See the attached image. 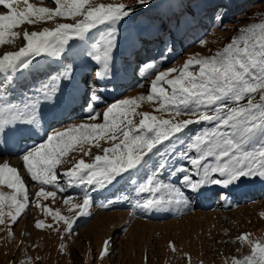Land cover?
Segmentation results:
<instances>
[{
	"label": "snow or ice",
	"instance_id": "1",
	"mask_svg": "<svg viewBox=\"0 0 264 264\" xmlns=\"http://www.w3.org/2000/svg\"><path fill=\"white\" fill-rule=\"evenodd\" d=\"M151 2L136 0L135 5H127L97 0H52L55 7H37L23 0L26 7L20 10V0H0V44L20 37L21 33L12 30L22 24L34 25L41 21L54 24L52 28L38 31L23 30V46L0 55V75L4 76V82H0V137L38 126L42 107L56 100L61 87L73 81L75 68L73 63L64 64L48 74L44 81L23 92L18 100L7 95V87L15 80V74L30 67L41 55L63 59L71 42L80 41L83 45L80 55L93 64L96 81L107 79L118 47V25L134 13L136 5L147 7ZM65 17H70L72 22L56 20ZM222 19L219 17L221 25ZM100 25L105 27V33L89 43L91 30ZM237 33L209 56L197 53L179 68L157 71L146 97L124 98L108 105L103 111L102 123L70 124L63 130L46 133L42 143L20 156L28 178L41 185L35 193L37 198L48 199L70 188H85L83 203L74 205L80 209L75 217L69 219L43 206L44 214L51 216L54 222L64 221L67 225L65 236L71 235L76 220L87 214L85 209L92 203L91 189L111 185L125 174L138 173L151 155L159 154V160L150 174L142 181H132L136 199L131 206L141 212L171 210L172 207L187 209L189 202L181 186L199 191L206 185L228 187L242 178L264 179V23L245 25ZM204 43L200 41L201 45ZM157 67L154 61L142 65L148 74ZM174 73L178 74L169 78ZM145 99L158 103L159 111L194 118L173 122L149 112L138 113V101ZM100 101L97 92L90 93L85 108L88 120L100 118L95 108ZM137 115L141 117L138 124L132 119ZM193 124L206 126L189 140L183 139L181 134ZM102 138L111 141L112 146L103 148L104 154L95 155L92 163L80 159L66 172L56 171L57 165L68 162L62 158L75 146L79 145L84 155H90L83 145L89 143L99 148ZM166 143L185 147L179 152L176 147L171 152H162ZM172 156L184 161L169 170L170 176L179 179L180 186L161 179L169 169L168 160ZM61 176L69 178L66 186L61 183ZM0 185L13 190L10 194L0 192V224H5V215L15 224L32 202L20 169L10 166L8 161L0 163ZM44 185L56 191H47ZM72 199L66 196L65 204ZM5 201L14 210L5 213L2 210ZM36 206L41 207L38 200ZM109 206L110 202L101 205ZM34 226L37 229L53 227L40 220ZM54 230L59 231L58 228ZM7 231L9 236L14 235L11 225ZM249 235L243 233L236 240L251 244L252 256H245L243 261L233 258L232 264H264V243H253L248 240ZM110 244V239L104 241L101 258L110 255ZM64 247L66 245L62 244L61 248ZM168 247L176 251L172 242Z\"/></svg>",
	"mask_w": 264,
	"mask_h": 264
},
{
	"label": "rangeland",
	"instance_id": "2",
	"mask_svg": "<svg viewBox=\"0 0 264 264\" xmlns=\"http://www.w3.org/2000/svg\"><path fill=\"white\" fill-rule=\"evenodd\" d=\"M97 2L136 4V0H97ZM198 2L199 0H152L147 7L136 5L134 13L118 25L119 39L118 47L114 53V63H119V55L122 53L123 56L131 55L133 62L131 64L124 62V69L118 66L116 71L121 74L132 69L139 78H136L122 92L119 90L115 97L109 100L101 98V101L95 105L96 111L101 114L98 120L86 121L81 117H73L50 130L49 133L63 130L70 124L102 123V114L108 105L124 98L141 95L146 97L149 94L150 82L154 79L157 71H163L169 67L179 68L186 59L197 53L202 57L209 56L228 43L234 35H237L238 29L251 23H264V6L262 5L249 8L246 14L241 12L234 15L233 10H230L231 23L227 24V18H224L226 20L222 19L221 25L218 19L220 11H217V8L212 5L198 11ZM29 3L37 7H55L52 0H43V2L29 0ZM18 7L20 10L26 7L23 0H20ZM144 18L147 21L155 20L154 22L159 23L161 29L157 32L149 26L136 24L137 20L140 21ZM56 20L62 23L72 22L70 17L56 18ZM44 27L52 28L54 24L50 21H41L34 25L25 23L13 29L12 31L19 32L21 35L12 39L10 43L0 44V55L5 51H15L23 46V30L38 31ZM168 27H172L174 32H171ZM180 27L182 31L178 32L177 29L179 30ZM105 31L103 25L91 30L89 43L99 38ZM168 32L173 36L170 37ZM200 41H205V43L201 45ZM82 52V43L74 41L71 42V47L67 50V58L64 56L63 59L57 60L47 55L36 57L30 67L15 74V80L7 87V95L14 100L20 99V94L34 85H38L46 79L48 74L59 70L67 63L74 64L75 72L76 68H81L82 72L86 71V67L82 66V62L85 60L80 55ZM150 61H154L158 67L148 74V70L142 68V65ZM113 70L114 68H111V73ZM94 71L95 68L91 66L88 73L89 79L83 80L88 96L91 89H93L92 92L97 93L100 90L94 77ZM177 74H170L169 78ZM0 82H4L3 75H0ZM141 84L142 87L139 86ZM98 94L100 95V93ZM158 108V103L145 99L138 101L136 111L138 113L149 112L151 115L162 119H171L173 122L194 118L187 115L176 116L174 113L159 111ZM132 119L138 124L141 117L137 115ZM205 126V124H193L181 136L183 139L189 140L192 135ZM98 143L100 144L99 148L89 143L83 145L85 151H90V155H84L80 151V146H75L74 150H70L62 158L68 162L57 165L56 171L66 172L80 159L92 163L95 155L104 154L103 148L112 146L111 141H106L103 138ZM183 146L185 147V145L172 144L168 151L173 147L180 151L184 148ZM157 156L154 157L155 161L153 158L151 161L156 163L159 160V157L156 158ZM4 161H8L10 166L17 167L22 171L20 157L0 158V163ZM183 163V160L178 162L174 160L173 164L171 161L169 162V166L174 167L176 164ZM169 169L167 176H169ZM148 173L150 174V171ZM21 175L27 185L26 190L32 202L15 224L11 223L7 215L4 217L5 224H0V264H232L233 258L243 261L245 256H252V245L248 242H240L236 240V237L243 233H249L248 240L253 243H264V179L259 177L242 178L239 182L242 188L244 186L255 187L257 192L253 193V198L244 201L235 200L231 206L224 208L223 206L230 200L226 194H219L212 198L215 205L207 210L196 207L187 198L189 203L186 211L182 210L183 207L173 208L168 210L170 211L169 215L166 214L165 217L157 220L147 219L136 208L128 205L119 210L102 209L101 204L107 201L99 200V194L92 198L91 205L85 209L87 214L76 220L71 235L65 236L67 225L64 221L54 222L51 216L44 214L43 206L46 205L53 211H59L62 216L70 219L80 211L74 205L83 203V196L79 194L84 195L85 190L69 192V189L65 193L58 192L56 197L37 198L35 193L39 191L41 185L30 182L24 173ZM62 177H60L61 183H63ZM137 178L142 181L145 176L142 174ZM162 180L165 181L164 178ZM170 183L174 185V183ZM177 186H180L179 182ZM43 187L47 191H56L48 185ZM121 188L126 189L128 186ZM181 190L183 189L181 188ZM12 191L7 186L0 185V192L10 194ZM66 196L73 197L68 204L64 202ZM37 200L41 207L36 206ZM95 203L100 205H95ZM2 210L8 213L14 209H10L9 202L5 201ZM176 212H183V214L176 216ZM130 213L134 214L130 215ZM37 220L43 221L45 225L52 224L53 227L37 229L34 226ZM9 225H11L14 235L9 236L7 231ZM56 228L59 229L58 232L54 230ZM108 239L111 240L110 255L101 258L100 253L104 241ZM169 242L175 245V252L168 247ZM62 244L66 245L63 249L61 248Z\"/></svg>",
	"mask_w": 264,
	"mask_h": 264
},
{
	"label": "bare ground",
	"instance_id": "3",
	"mask_svg": "<svg viewBox=\"0 0 264 264\" xmlns=\"http://www.w3.org/2000/svg\"><path fill=\"white\" fill-rule=\"evenodd\" d=\"M182 40V39H181ZM141 41V40H140ZM176 41V40H175ZM140 43V42H139ZM132 46V45H131ZM180 46V45H179ZM127 48V47H126ZM175 48V47H174ZM132 49V48H131ZM121 50V49H120ZM123 51V50H122ZM126 51H127V49H126ZM166 51H168V50H166ZM121 52V51H120ZM171 52V51H170ZM173 52H174V50H173ZM66 55H68L67 54V52H66V54H64V56L67 58V56ZM165 55V54H164ZM169 57V56H168ZM122 58H123V53L121 54V55H119V63H118V66H120L121 67V69H123L124 68V62L126 63L127 62V60H122ZM117 59V58H116ZM116 62V61H115ZM63 63V62H62ZM114 63V62H113ZM87 65V66H86ZM82 66H85L86 67V71H84L83 73H82V76H81V80H88L89 79V68L91 67V66H93V64H91L90 62H86V60H83V62H82ZM94 67V66H93ZM127 67V66H126ZM135 67V66H134ZM83 68V67H82ZM81 69V68H80ZM92 69V68H91ZM130 69V68H129ZM124 72V71H123ZM119 73V72H118ZM126 73V72H125ZM121 74H124V73H121ZM126 77H129V75H126ZM136 78V76L135 77H132L131 78V76H130V82H132V81H134V79ZM45 80V79H44ZM129 82V83H130ZM83 83V82H82ZM90 83V82H89ZM87 84V83H86ZM91 84H92V82H91ZM21 86V85H20ZM87 86V85H86ZM17 91V90H16ZM85 93H86V89H85V87H82V89H81V95L82 96H84L85 95ZM21 95V94H20ZM16 96V95H15ZM64 104V103H63ZM83 104H84V102H82L80 105H79V109L83 106ZM66 105H67V103H66ZM66 107L67 106H61V108H60V111L61 112H63V111H65V109H66ZM47 108H49V107H47L46 106V108L45 109H47ZM45 109L43 110L44 112H46L45 111ZM79 109H78V111H79ZM60 111H56V113L54 114V115H57V114H59L60 113ZM77 111V112H78ZM48 113V112H47ZM43 114V112L39 115V127L42 129V125H43V119H42V115ZM87 112L86 111H82L80 114H79V116H82L81 118H84V119H86V121H88V119H87ZM49 119V118H48ZM33 133H36L37 132V128L36 127H34L32 130H31ZM10 137V133L7 135V136H4V137H0V138H9ZM172 146V144H167L166 143V145H165V147L164 148H162L161 149V151H165V150H167L168 151V149L170 148ZM184 147V146H183ZM180 148V147H179ZM178 149V148H177ZM177 152H179V150H176ZM150 157V156H149ZM148 157V158H149ZM153 158V157H152ZM157 158V157H156ZM154 159V158H153ZM174 160H176V157L175 156H172V157H170L169 158V160H168V164H169V162L171 161V164H173L174 163ZM154 161H155V159H154ZM177 161V160H176ZM179 161H181V160H179ZM178 162V161H177ZM170 164V165H171ZM155 164H152V166H150V168H149V171L151 170V168L154 166ZM174 167H175V165H174ZM20 168H21V170L22 171H20L21 172V174L22 173H24L25 174V177L30 181V182H32L29 178H28V175H27V173H26V171L23 169V163H22V161H20ZM148 168V167H147ZM169 168H172V167H170L169 166ZM166 170H168V169H166ZM170 170V169H169ZM142 171H143V173L145 174V178H146V175L147 174H149V173H147V171H148V169H142ZM167 171H165L164 173H163V175L161 176V179L162 178H164L165 179V181L167 182L168 180H167V178H166V176L168 175V172L166 173ZM147 173V174H146ZM127 176H129L128 174H125V176L123 177V178H120L117 182H115V183H113V184H111V185H109L108 186V188L106 189L107 191H109V192H104V193H102V192H99L98 193V190L99 189H101V186H97L96 188H93V189H91V191H93V193H91V197L92 198H95L98 194H102L101 196H99L100 197V199L102 200L104 197H107V195H103V194H107V193H110L112 190H113V186H118L119 185V183L124 179V178H126ZM65 178L66 177H62V181L64 182L65 181ZM248 179V178H247ZM259 179V178H258ZM252 180V179H251ZM137 181H139V180H137ZM264 181V180H263ZM262 181V182H263ZM174 183V185L176 184V186L178 185V183L177 182H173ZM36 184H38V183H36ZM264 185V184H263ZM4 186H6V185H4ZM49 187H51V186H49ZM99 187V188H98ZM125 187V186H124ZM244 189H253V190H256L255 189V187H252V186H244L243 187ZM76 189V188H75ZM10 190H12V189H10ZM211 191H214V190H211ZM70 192V191H69ZM127 193L131 196V197H133L134 199H136V194L134 193V190H133V186L132 187H130V189L129 190H127ZM113 194V193H112ZM79 195H81V196H83L82 195V193L81 194H79ZM114 195V194H113ZM117 198L118 199H120V197H118L117 196ZM125 201L126 200H124V199H120V200H115V201H112V202H110V206L108 207V208H104V207H101L102 209H109V208H114V209H120L121 207H123V204L125 203ZM119 206H118V205ZM172 208H180V207H172ZM182 210L183 211H186V209L185 208H182ZM143 213H145L146 215H152L153 216V218L152 219H155V218H158V217H160V215H164V214H167L168 213V210L167 211H165V210H160V211H147V212H143ZM179 212H176L175 213V215L176 216H178V215H182L183 214V212H181V213H179ZM144 214V215H145ZM145 215V216H146ZM156 216V217H155ZM149 218V217H148Z\"/></svg>",
	"mask_w": 264,
	"mask_h": 264
},
{
	"label": "trees",
	"instance_id": "4",
	"mask_svg": "<svg viewBox=\"0 0 264 264\" xmlns=\"http://www.w3.org/2000/svg\"><path fill=\"white\" fill-rule=\"evenodd\" d=\"M208 5H212L214 8H217V11H220L219 17H223V20H226L224 18H227V24H229L231 23L230 10H233L234 15H237L241 12H244V14H246V12L249 11L248 9L253 6H264V0H199L198 11L204 10ZM154 21H147V19L144 18L140 21L137 20L136 24H139L140 26H149L150 28H160V24Z\"/></svg>",
	"mask_w": 264,
	"mask_h": 264
}]
</instances>
